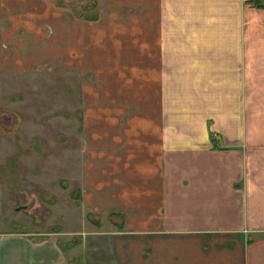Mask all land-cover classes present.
<instances>
[{
    "label": "crops",
    "instance_id": "obj_1",
    "mask_svg": "<svg viewBox=\"0 0 264 264\" xmlns=\"http://www.w3.org/2000/svg\"><path fill=\"white\" fill-rule=\"evenodd\" d=\"M0 40L74 89L86 211L0 264H264V0H0Z\"/></svg>",
    "mask_w": 264,
    "mask_h": 264
},
{
    "label": "rangeland",
    "instance_id": "obj_2",
    "mask_svg": "<svg viewBox=\"0 0 264 264\" xmlns=\"http://www.w3.org/2000/svg\"><path fill=\"white\" fill-rule=\"evenodd\" d=\"M5 46L0 40V48ZM1 66L0 62V219H7L3 228L47 233L58 229L64 232L59 236L64 243L63 238L72 237L65 231L79 228L86 213L78 199L79 103L74 89L65 86L67 77L51 64L27 72Z\"/></svg>",
    "mask_w": 264,
    "mask_h": 264
},
{
    "label": "trees",
    "instance_id": "obj_3",
    "mask_svg": "<svg viewBox=\"0 0 264 264\" xmlns=\"http://www.w3.org/2000/svg\"><path fill=\"white\" fill-rule=\"evenodd\" d=\"M78 242V241H77ZM80 256L79 255H75V256H73V257H71L70 259H69V261H68V264H82L81 262H80Z\"/></svg>",
    "mask_w": 264,
    "mask_h": 264
}]
</instances>
